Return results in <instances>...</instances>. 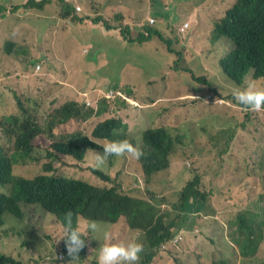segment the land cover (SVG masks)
<instances>
[{"label": "rangeland", "instance_id": "1", "mask_svg": "<svg viewBox=\"0 0 264 264\" xmlns=\"http://www.w3.org/2000/svg\"><path fill=\"white\" fill-rule=\"evenodd\" d=\"M89 1V4L87 0L77 1V5L82 9L77 15L90 14L89 5L93 13L97 14L99 2ZM109 1H111L110 7L116 10H114L116 14L109 15V23L114 26H130L133 38L138 35L139 29H143L144 24L146 25L147 19H154V24L169 35V38L173 36L170 33L173 28L177 29L187 21L190 23V28L186 32L191 38L182 52L171 43L172 48L180 52V56H177L169 53L165 45L155 37L148 44L143 45L123 42L117 32L104 34L101 28L85 21L77 22L71 19L62 22L60 26L57 19L60 17V7L56 0L45 7L48 10L44 14L34 10L12 13V9L17 5L5 0L4 4L8 10L5 13L6 17L0 20V119L5 115L18 113L14 98L17 96L20 103L31 111L39 124L49 125L53 121L55 112L67 103L53 98L49 88V84L58 85L59 66L63 68L64 73L61 77L64 80L76 89L90 94L88 101L90 105L96 98V95L91 93L93 88L102 90L97 93V98L110 97L113 92L122 89L121 82H130L141 95L149 94V97L159 95V101L169 104L156 106L153 112L134 117L115 115L114 110L110 108L111 105L107 104V112L111 111L109 116H94L85 121L75 120L77 126L67 131L73 132L74 129H78L93 139L91 133L96 124L106 118H114L124 124L127 123L130 129L128 138L139 143L142 133L153 127L164 126L169 133L178 136L180 143L177 146V153L172 157L173 168L165 171L166 173L164 172L165 174L160 177L165 188L150 186L160 203V209L171 211V219L177 220L174 221L175 224L181 221L177 218L178 213L182 212L178 201L181 189L186 182L193 180L195 175L196 162L191 159V154L193 151L195 154L198 153V150H195L197 145L203 157L202 168L205 169L211 164H214L215 168L212 173L204 177L198 191L199 194L201 191L208 194L209 204L194 211L202 215H210L217 220L210 219L207 222L200 215L187 216V221L183 224L191 226L195 223L196 227H192L190 231L182 230V240L172 249L180 251L191 247L195 252L188 255L193 261L203 256L202 264H211L215 248L220 249L219 256L229 259L232 264H264V250L256 258L244 259L227 243V227L220 234L215 232V228L224 226V222L220 221H223L222 215L225 209L231 208L225 213V219L229 221L242 207L240 199L256 191V185L248 181L249 175L258 177L260 181L264 179V112L246 113L228 99L237 86L222 73L219 67V61L227 53L226 48L224 46L209 48L211 42L208 39V31L212 28V19L220 16L221 10L231 0H180V2L170 0L169 3L177 4L174 8L170 6L168 8L163 0ZM163 7L168 10H161ZM180 7L189 9V17L183 14ZM117 9L122 10V13ZM123 15L127 24H122L116 18ZM193 22L200 25L197 26ZM7 41L15 43L11 55L5 53L4 45ZM40 62L42 69L37 72L36 67ZM186 69H190L198 79H205L209 86H216L220 79L227 82L226 85L216 87L221 96L210 99L209 96L199 98L206 93L207 86L193 80ZM46 75L49 76L50 82H45ZM51 75L56 79L53 80ZM249 80L248 78L247 81ZM92 82L94 85L90 86ZM245 86L239 88L243 89ZM257 87L264 88V84L257 82ZM192 96L199 100H194ZM124 107L127 108L125 104ZM57 128L53 130L56 133L55 139L41 136L36 140L41 145L36 149L35 156L40 157L41 162L18 165L14 168V174L27 179L38 175L55 174L60 178L83 180L91 185L102 182L89 169H97L94 167L93 151L97 153L103 151L89 150L81 162L72 157L60 156V159L53 163L54 172H47L44 169V165L49 163L45 158L46 150L50 143L59 139L58 134L63 133ZM67 131L66 134L69 133ZM232 131L237 134L236 138L234 136L235 140L233 139V148H229L226 154L213 163L215 154L222 151L227 144L231 145L229 132ZM215 139L220 140L223 147L213 148L210 144ZM97 143L101 144V141ZM0 144H5L2 136H0ZM175 166L176 170L173 172ZM135 167L136 163L131 157H109L107 164L98 170L111 174L117 181L122 180L123 193L127 192L134 197L146 193L147 196L155 198ZM256 211L263 220L264 209ZM23 213V223L31 225L39 239L36 238V249H32L34 260L25 259L21 263L31 264V261L39 263L41 260L39 256L43 259L47 257L46 250L40 243L53 244V241L45 238L44 235H53L62 231L63 227L40 208L37 212L31 211V208H23ZM5 220L6 226L16 224L17 221L9 214L5 215ZM170 222L172 221H166L167 224ZM103 226L104 230L110 233L111 240L104 239L103 230L92 232V239L89 240L90 249L82 263L76 262V264L97 263L100 247L105 243L127 244L133 240L142 244L144 242L141 231L129 230L124 218H120L115 225L103 224ZM29 232L27 228V233ZM213 236H221L223 245H216ZM32 239L35 243V238ZM29 248L25 247V250L29 251ZM20 250L22 248L18 239L6 237L0 240V252L6 256L15 258L14 253ZM143 254L144 252L141 253V259ZM55 255L57 256V253ZM58 260L57 263L52 262V259L45 260L41 264H68L65 261L60 262L59 254Z\"/></svg>", "mask_w": 264, "mask_h": 264}, {"label": "trees", "instance_id": "2", "mask_svg": "<svg viewBox=\"0 0 264 264\" xmlns=\"http://www.w3.org/2000/svg\"><path fill=\"white\" fill-rule=\"evenodd\" d=\"M53 1L24 0L23 3L19 4L11 1L17 5L12 9V13L31 12L34 10L41 11L44 14L48 10L45 7ZM56 1L60 7V17L57 19L61 25L62 22L71 19L77 22L90 20L93 24L101 23L105 30H119L123 42L143 44L155 37L165 45L169 53L180 56V52H182L191 38V35L187 34V32L185 34L180 32V28L183 25L177 29L173 28L170 31L173 36L169 38V35H166L156 24L151 25L148 21H145L147 22L146 25L144 24L143 29H139L138 35L133 38L131 37V28L128 25L114 27L107 20L100 17L90 19L86 13L77 15L78 12L82 11V9H76L78 0ZM96 1L99 2L97 10L109 7H103L100 0ZM163 1L168 8L169 6L172 8L177 6L173 2L169 3L170 0ZM176 1L180 2V0ZM4 3L5 0H0V14L3 16H5L3 13L7 11ZM90 8L89 13H92L93 11ZM168 8L163 7L161 10L167 11ZM180 8L183 14L189 17V9L187 7ZM221 13L220 16L212 19V28L208 31V39L210 41H208L211 42L209 48H214L215 46H224L226 48L225 51L227 53L225 57L219 61L222 73L237 87L245 86L244 84L248 82V78L264 84V0H231L221 10ZM123 17L125 18V15ZM123 17L117 16L116 18L122 22ZM193 23L197 26L200 25L196 22ZM169 27L170 25L167 26V28ZM171 43L180 52H176L172 48ZM14 47V42L7 41L4 45L5 53L11 55ZM186 71L192 75L193 80L207 86L206 93L200 95L199 98L202 96L208 98L209 96L210 99L221 96L216 87L223 84L226 85L227 82H223L220 79L217 81L216 86H209V83L205 79L195 77L190 69H186ZM138 93L139 91L136 89L135 94ZM122 95L123 97L116 93L113 98L109 99L107 97L97 98L96 94L93 106H86L85 100L83 103L75 101L67 102L55 112L53 121L47 126L39 124L31 111L20 103L19 97L14 96L18 113L6 115L0 119V136L5 140V144H0V238H16L20 241L21 248L30 247L29 253L26 255H24V252H18L19 257L34 260L32 249H36V238L39 239L32 226L23 223V208H31V211L35 212L40 208L48 216H52L62 227L64 224V214L69 210L74 214V227L77 226V217L83 220H95L107 225H115L120 218H124L128 229L140 230L144 238V254L139 264H155L157 257H166L172 261V264L203 263V256L202 258L197 257L196 261H193L188 255L195 252L194 250L189 252L178 251L172 249L173 245L171 244V240L180 233V230H192L196 227L195 223L191 226L183 224V222L187 221V216L196 214L195 209L199 210L200 207H207L209 204L207 201L208 194L201 191V195L198 191L201 188L204 177L213 172L215 165L211 164L205 169L202 168L203 157L200 155V148L197 145H195V150H198V153L195 154L193 151L191 154V159L196 162L195 175L193 180L186 182L185 186L181 189L178 201L180 202L182 212L178 213L177 216L181 221L175 224L174 221L177 220L171 219V211H162L163 209H160V203L156 200V194L150 186L154 184L161 185L158 184L161 175L173 168V165L171 166L173 162L172 157L177 153V146L180 143L178 136L169 133L164 126L153 127L142 133L140 136L141 142L139 143L137 140H130L128 138L130 133L128 124H124L122 121L114 118H106L97 123L91 133L93 139H90L78 129H74L73 132L67 131V129L77 126L75 120L85 121L94 116L101 117L108 115L107 104H110V108L114 110L115 107L121 108L120 102L124 103L127 106V108L124 107L126 110L125 114L126 112L134 113L127 116H139L135 114L136 111L139 112V108L131 104L126 95L123 93ZM153 96L158 97L159 95ZM199 98L194 100H199ZM228 99L246 113H253L252 110L240 105L234 99L233 94ZM152 100L154 101V99ZM154 102L159 107L169 104L163 103L159 99ZM109 112L111 111L109 110ZM261 112H264V109ZM56 127H58V131H63V133L58 134L59 139L50 143V146L46 150L45 158L49 163L44 165V169L47 172H54L53 163L58 161L60 156H69L81 162L84 160L87 151H103L102 145L104 143L127 139L133 145L140 146L147 153L146 157H141L139 160L134 159L136 163L135 168L141 178H144L149 192L155 198L147 196L146 193L143 196L137 197L130 196L127 192L123 193L122 180L117 181L111 174H105L98 169H89L95 177L102 181L95 185H91L83 180L60 178L55 174L38 175L31 179L15 175L14 168L18 165L38 164L41 162L40 157L35 156L36 149L41 145L36 140L41 136L55 139L54 134L56 133L53 130ZM66 131L69 133L66 134ZM229 133L231 145L227 144L222 151H218L215 154L213 163H216L220 157L226 154L229 148H233L234 136L236 138L237 134L234 131ZM98 141H101V144H98ZM210 145L213 148L223 147L218 139H215ZM114 157L112 156L111 158ZM175 170L176 166L173 172ZM248 181L256 185V191L246 196L244 195L240 199L242 207L229 221L225 219V213L229 212L231 208L225 209L222 215L224 226L215 228V232L220 234L227 227V243L244 259L256 258L264 250V219L261 220L259 212L256 211L264 209V179L260 181L258 177L249 175ZM142 191L145 192V190ZM6 214L15 217L17 219L16 224L12 223L11 226H8L9 224L6 226ZM167 220L172 222L167 224ZM19 223L20 225H18ZM27 228L30 230L29 233H27ZM44 237L53 241V244L40 243L45 248L47 257L43 259L39 256V258L46 261L52 259V262L57 263L59 261L58 254L62 253L66 258L65 260L60 259V262L65 261L68 263L65 242L63 241L65 238L63 230L53 235L45 234ZM213 237L216 239V245H223L221 236ZM32 238H35V243ZM82 238L86 240L87 246L80 252L78 263H82V260H84L89 251L88 249H90L89 240L92 239V232H88ZM91 247L94 248V246ZM219 252L220 249L215 248L211 264H232L229 259L219 256ZM55 253H57V256ZM0 264L22 263L18 259L6 256L0 252Z\"/></svg>", "mask_w": 264, "mask_h": 264}, {"label": "clouds", "instance_id": "3", "mask_svg": "<svg viewBox=\"0 0 264 264\" xmlns=\"http://www.w3.org/2000/svg\"><path fill=\"white\" fill-rule=\"evenodd\" d=\"M6 12L3 14L5 15ZM3 17L6 16L0 14V20ZM37 66H39V68L36 67V71L38 72L41 69V66L40 64ZM233 97L246 109L256 112L264 109V88H258L255 80H249L243 89L237 87L233 91ZM192 98L196 99L194 96H192ZM89 100L90 99H87L85 101V105L93 106L94 103L92 105L87 104L89 103ZM102 148V153H97L91 150L94 152V167L97 169L103 168L107 164L109 157L112 156L131 157L139 160L141 157H146L147 155V153L140 146L133 145L127 139L106 142L102 145ZM73 215L74 214L71 210L64 214L63 235L65 238L63 241L65 242L68 264H76V262L80 260L79 254L87 246L86 240L82 238V236H85L88 232H101L103 230L104 239L106 241L111 240V235L108 231L104 230L102 222L95 220H83L82 218L77 217V226L74 227ZM178 234L182 236L181 232ZM143 251L144 245L136 240L128 242L127 244L123 242L105 243L100 247L97 264H139L141 253ZM65 258L63 259L61 257L60 259L65 260Z\"/></svg>", "mask_w": 264, "mask_h": 264}, {"label": "crops", "instance_id": "4", "mask_svg": "<svg viewBox=\"0 0 264 264\" xmlns=\"http://www.w3.org/2000/svg\"><path fill=\"white\" fill-rule=\"evenodd\" d=\"M10 1H15L18 4L24 2V0H10ZM101 2H102L103 7L104 6H109V7L106 8V9L101 8L100 10H98L97 14H94L92 12V13L88 14V16H89L90 19H93V16H97V17H100L102 19H105V20H107L109 22V20H108L109 19V15L116 14L115 13L116 10L110 7L111 1L105 0V1H101ZM87 3L89 4L90 1L87 0ZM89 7H90V5H89ZM117 11H119V12L122 13V10H120V9H117ZM84 21L92 24L95 27L101 28L104 31V34H108V33H112V32H117L120 35V31L119 30H110V31L105 30L103 28V25L101 23H99V24H93L90 20H84ZM147 21H148V19H147ZM121 23L122 24H127L126 23V18L123 17V21ZM60 26H61V24H60ZM114 27H118V26H114ZM120 37H121V35H120ZM121 39H122V37H121ZM149 42L143 43V45H146ZM84 52H86V50ZM41 63L42 62H40V66H41ZM41 69H42V66H41ZM59 72H60V75H59L58 85H50L49 84V88H51V91L50 92L52 93V97L53 98H57V99L63 100V102L75 101V102H79V103H83L84 100L86 101L87 99H90L89 94L87 92H82L81 90L76 89L73 85H70L66 80H64L61 77V75L64 73V71H63V68H61L60 66H59ZM52 77H53V80L56 79L55 76H52ZM45 82H50V79H49V76L48 75L45 76ZM93 85H94V82H92L90 84V86H93ZM121 85H122V90L125 91V92H123L122 90H119V91L113 92V95L110 96V97H107V98H109V99L110 98H113L116 93H118L121 97H123V95H122V93H123L124 95L127 96V98L129 99V101H130L131 104H133V105H135V106H137L139 108V112H137V111L135 112L136 115H145V113H150V112H153L154 111V109L157 106V104L154 101L155 100H158L159 97H154V96L149 97L148 94H147L148 97L146 95H141L139 93L138 94H135L136 89L134 87H132V85L130 84V82H128V83L127 82H121ZM101 91L102 90L93 88L91 90V93H93V94L96 95L98 92H101ZM85 96H86V99H85ZM152 99H154V101ZM119 102H120V100H119ZM120 104H121V108L115 107V109H114L115 115H133L134 114L133 112H126V114H125L124 103H121L120 102ZM107 114L110 115L109 112H107ZM161 181H163V180H160L159 179L158 180V184H161L163 186V188H165V186L163 185V183H161ZM170 181L172 182L173 179L171 178ZM161 185H155L154 184V186H156L158 189H162V186ZM194 215H200V216H202L205 220H207V222L210 219L217 220V219L211 217L210 215H205V214L202 215L200 213H196ZM220 222L223 223L224 220L223 221H220ZM181 231L182 230H180V232ZM187 231H190V230H187ZM191 250H193V249H191V247H188L186 250H183V251L189 252ZM20 251L21 252H24V255H26L27 253H29V251H26L25 248H22V250H20ZM20 251H18V252H20ZM18 252L17 253H14L15 258L18 259L19 261L25 260V259L19 257ZM26 260H29V258H27ZM44 261L45 260H43V261L40 260L39 263H35V262L31 261V264H41ZM169 262L172 264V261L169 260L166 257H157L155 259V264H169Z\"/></svg>", "mask_w": 264, "mask_h": 264}, {"label": "built area", "instance_id": "5", "mask_svg": "<svg viewBox=\"0 0 264 264\" xmlns=\"http://www.w3.org/2000/svg\"><path fill=\"white\" fill-rule=\"evenodd\" d=\"M76 9H77V10H80V7H76ZM148 22L152 25V24H154L155 20H154V19H149ZM189 27H190V23H189V22L184 23L183 26H182L181 29H180V32H181L182 34H184V33L189 29ZM37 68H39V66H37ZM220 102H221V101H220ZM87 104H89V103H87ZM181 239H182V236H181V235H179V236L175 237L174 239H172V244H173V246H176L177 243H178ZM61 257H62L63 259L65 258L63 254H59V259H60ZM61 260H62V259H61Z\"/></svg>", "mask_w": 264, "mask_h": 264}]
</instances>
